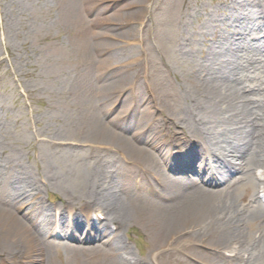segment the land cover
<instances>
[{"label":"bare ground","instance_id":"1","mask_svg":"<svg viewBox=\"0 0 264 264\" xmlns=\"http://www.w3.org/2000/svg\"><path fill=\"white\" fill-rule=\"evenodd\" d=\"M147 1L133 0L131 12L114 13L123 27L120 37L133 39L131 21L145 17ZM181 3L193 14L195 8ZM223 4L235 7L236 15L198 48L191 46L205 32H193L192 43H185L190 74L182 86L172 87L168 68L144 90L139 64L112 71L102 83L96 80L98 71L121 66L126 45L98 59L103 50L98 39L79 38L83 33L77 28L85 22L80 0H62V19L77 31L72 39L83 62L75 69L81 80L70 85L67 104L77 115L73 141L87 144L99 159L85 192L88 200L79 207L70 201L54 215L33 199L32 192L40 188L24 167L7 157L0 165V264H58L52 256L61 250L71 252L66 264H264V87L246 91V81L256 84L255 73H264V0ZM229 33L240 37H226ZM116 73L123 75L130 108L114 106L122 90L113 79ZM160 120L166 122L164 129L157 125ZM240 157L236 174L217 184L216 176L228 173ZM105 161L112 170L105 171ZM182 166L185 176L169 174ZM205 171L209 174L203 178ZM132 179L142 191L130 190ZM207 185L217 189L212 193ZM43 221L52 229L63 228L66 238L81 235L102 242L72 250L52 238ZM132 222L157 249L152 263L130 262L126 247L114 240ZM179 245L187 262L175 251Z\"/></svg>","mask_w":264,"mask_h":264},{"label":"rangeland","instance_id":"2","mask_svg":"<svg viewBox=\"0 0 264 264\" xmlns=\"http://www.w3.org/2000/svg\"><path fill=\"white\" fill-rule=\"evenodd\" d=\"M132 1L80 0L81 18L85 22L77 28L83 33L79 38L98 39V46L103 49L97 52L98 59L126 45L121 66L114 63L107 71L95 73L99 83L104 82L112 71L139 64L144 75L140 82L144 90L153 86L168 68L172 73L167 79L172 87L179 88L182 78L190 74L185 43H192L193 32L200 30L205 34L199 35V41H195L196 45L191 48H198L203 42L207 44L212 38L210 33L225 28L237 10L223 4L224 1L230 3V0H186L189 7L195 8L193 14H189L182 8V0H148L145 17L131 21L136 32L133 39L127 41L120 37L123 27L119 26L114 13L131 12L134 8L129 3ZM61 3L62 0H0V165L10 157L23 166L26 176L37 184V189L40 188L31 191L33 199L41 201L54 215L70 201L79 207L88 200L85 192L99 159V154L90 152L87 144L73 141L77 115L67 104L72 100L70 85L78 78L81 80L75 69L83 62L72 39L75 35L77 37V31L62 19ZM247 9L243 7L242 10ZM207 11H213V15L206 16ZM108 16L110 22L103 23L102 19ZM227 36L240 37L235 33ZM255 75L257 83L246 81L250 86L246 91L255 85L264 87V73ZM113 79L117 88L123 87L122 74L116 73ZM120 92L121 100L115 103V108L120 104L130 108L131 95L123 88ZM115 113L110 116L113 118ZM160 114L159 111L157 115ZM165 123L160 120L157 125L164 129ZM108 163L103 164L107 168L105 171L113 169ZM179 170L169 174L184 176L180 172L185 168L182 166ZM107 176L109 173L106 174V180H109ZM134 180H130L129 186L136 192L139 189L135 190ZM3 183L0 181V190H4ZM129 224L115 241L126 247L130 262H151L157 249H152L150 237L140 226L135 222ZM42 225L53 231L47 222L43 221ZM59 229L64 233L63 228ZM62 241L72 250L90 244L81 242V236L62 238ZM180 248L175 251L187 262L184 258L187 252ZM70 255V251L61 250L52 257L58 264H66L72 260Z\"/></svg>","mask_w":264,"mask_h":264}]
</instances>
